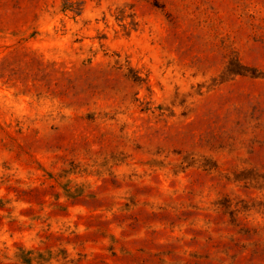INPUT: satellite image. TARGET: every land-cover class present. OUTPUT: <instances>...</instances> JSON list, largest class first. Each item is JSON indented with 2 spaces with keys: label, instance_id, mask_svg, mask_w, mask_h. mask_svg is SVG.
I'll list each match as a JSON object with an SVG mask.
<instances>
[{
  "label": "rangeland",
  "instance_id": "374dc122",
  "mask_svg": "<svg viewBox=\"0 0 264 264\" xmlns=\"http://www.w3.org/2000/svg\"><path fill=\"white\" fill-rule=\"evenodd\" d=\"M0 264H264V0H0Z\"/></svg>",
  "mask_w": 264,
  "mask_h": 264
}]
</instances>
